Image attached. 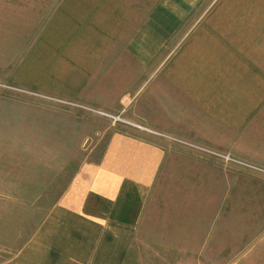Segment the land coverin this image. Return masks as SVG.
Segmentation results:
<instances>
[{
  "label": "crops",
  "instance_id": "crops-1",
  "mask_svg": "<svg viewBox=\"0 0 264 264\" xmlns=\"http://www.w3.org/2000/svg\"><path fill=\"white\" fill-rule=\"evenodd\" d=\"M207 1H61L20 79L129 124L94 115L99 158L5 264H126L162 170L188 158L202 169L189 147L235 143L264 111V0Z\"/></svg>",
  "mask_w": 264,
  "mask_h": 264
},
{
  "label": "rangeland",
  "instance_id": "rangeland-1",
  "mask_svg": "<svg viewBox=\"0 0 264 264\" xmlns=\"http://www.w3.org/2000/svg\"><path fill=\"white\" fill-rule=\"evenodd\" d=\"M61 1L0 0V264L13 259L105 142L99 131L89 133L101 112L20 79V65L37 59L33 49ZM171 27L174 42L179 25ZM250 119L235 143L189 147L202 169L188 158L162 170L155 214L126 264H264V111Z\"/></svg>",
  "mask_w": 264,
  "mask_h": 264
},
{
  "label": "built area",
  "instance_id": "built-area-1",
  "mask_svg": "<svg viewBox=\"0 0 264 264\" xmlns=\"http://www.w3.org/2000/svg\"><path fill=\"white\" fill-rule=\"evenodd\" d=\"M101 114L105 117H107L108 119H111L112 122H119V123H127L129 124V122L124 119V117L121 116V114H117V115H114V114H111V113H105V112H101Z\"/></svg>",
  "mask_w": 264,
  "mask_h": 264
}]
</instances>
